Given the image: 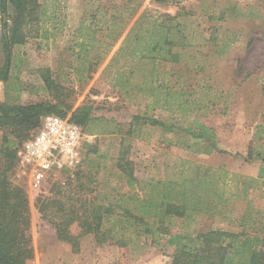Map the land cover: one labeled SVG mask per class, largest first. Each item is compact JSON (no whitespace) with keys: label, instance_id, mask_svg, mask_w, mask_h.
Segmentation results:
<instances>
[{"label":"trees","instance_id":"16d2710c","mask_svg":"<svg viewBox=\"0 0 264 264\" xmlns=\"http://www.w3.org/2000/svg\"><path fill=\"white\" fill-rule=\"evenodd\" d=\"M143 1H111L98 6L81 22L71 37L73 45L69 48L77 57L71 66L76 81L80 86L89 82L100 63L122 40L105 72L110 85L125 101L146 106L142 114L132 115L125 127L112 126L106 134L121 136L120 145L125 148L128 140L141 136L143 131L160 129L176 134L174 138L163 140L170 146L182 138L183 142L177 143L181 148L209 156L217 152V134L213 128L199 121L185 126L168 124L151 113L159 111L188 118L190 114L197 115L203 110L207 113L211 107L225 104L224 94L213 86L192 91L179 82L181 73L160 69L161 63L172 66L186 63L194 68L192 63H187V58L191 59L188 50L195 47L196 37L187 31L192 21L181 13L173 16L143 11L140 14ZM47 8L39 0H0L2 47L6 58L5 65L0 68V81L5 84L6 95V101L0 103V131L4 132L0 140V264H28L35 257L30 235L29 194L14 180L17 154L22 144L48 115L69 118L84 133L92 131L97 123L91 106L73 110L68 102L73 90L63 86L61 77H54L50 69L42 71L40 89L48 93L51 101L20 103L26 87L23 82L12 80L13 48L26 44L29 31L39 28L45 18L56 29L60 22L58 8L51 14ZM7 20H11V25ZM39 33L49 40L47 30L41 32L40 29ZM212 41L215 40L212 38ZM224 53V48L218 52L219 55ZM201 69L203 67L196 68ZM169 77L177 81L166 82ZM260 147H251L247 157L249 161L261 162L256 178L230 172L223 166H205L180 159L166 167L168 173L164 178L146 183L135 177L133 163L127 157L128 150L123 149L116 160V168L126 178L130 192L112 200L104 196L108 204H103L90 197L94 191L87 190L78 176L73 183L54 188L57 192L52 198L38 199L35 207L55 228L58 240L71 245L75 253L80 251L81 239L88 236H93L99 246L110 242L120 246L139 245L138 241L147 237L159 245L157 240L163 237L166 245L174 248L171 264H264V216L256 210L252 200L253 192L264 186V146ZM97 152L94 150L91 154ZM87 168L88 175L98 174L102 169L93 158ZM238 202L246 203L238 232L215 230L192 235L171 231L177 220L223 215ZM73 226L79 229V234L73 233Z\"/></svg>","mask_w":264,"mask_h":264},{"label":"rangeland","instance_id":"374dc122","mask_svg":"<svg viewBox=\"0 0 264 264\" xmlns=\"http://www.w3.org/2000/svg\"><path fill=\"white\" fill-rule=\"evenodd\" d=\"M111 1L118 2L40 0L42 5L48 7V14L58 8L60 22L55 29L52 23L43 19L39 28L34 27L29 31L26 44L13 48L12 80L23 82L26 87L21 95V104L51 101L48 93L40 89L43 86L42 71L50 69L54 77H61L60 83L63 86L73 90L68 99L73 110L91 106L97 120L92 126L93 130L84 133L83 161L78 168L55 172L39 192L29 189L18 158L14 180L27 189L31 203L30 235L35 257L29 264L172 263L174 248L167 246L163 237L157 240L159 245L153 244L152 238L147 237L139 240V245L131 243L120 246L110 242L99 246L93 236H88L81 239L80 251L75 253L71 245L58 240L55 228L41 217L35 207L38 199L52 198L57 192L54 188L73 183L78 176L81 178L79 182L85 184L87 190L94 191L90 197L101 200L103 204H108L104 196L112 200L130 192L126 178L116 168V160L123 149L128 150L127 157L133 163L134 175L142 183L164 178L168 173L166 167L180 159L205 166H223L230 172L247 177L256 178L259 173L261 162L255 159L249 161L247 157L251 147L261 149L260 146H264V0H144L141 5L140 14L143 11L173 16L181 13L184 18L192 21L187 31L195 34L196 42L195 47L188 50L191 59L187 58V63H192L195 69L186 63L178 66L161 63L160 69L168 72L173 69L181 73L179 82H183L192 91L199 92V87L213 86L224 94L226 103L211 107L207 113L203 110L197 115L190 114L188 118L170 116L159 111L152 112L151 116L165 120L168 124L179 123L185 126L199 121L213 128L217 134V152L209 156L181 148L178 144L183 142L182 138L178 139V144L170 146L163 140L174 138L176 134L164 133L160 129L143 131L141 136L128 140L125 148L120 145L121 136L106 134L112 126L125 127L129 118L142 114L146 106L125 101L109 83L105 69L119 50L122 40L100 63L93 78L82 86L76 81V75L71 69L77 57L73 56L69 48L73 45L71 37L81 22L95 12L98 6ZM12 15L10 10L9 16ZM7 22L11 25V20ZM2 26L0 14V68L6 63L2 47ZM40 29L41 32L48 31L49 40L42 38ZM223 48L225 53L219 55L218 52ZM198 67L203 69L196 70ZM170 79L172 82L177 81L169 77L166 82ZM5 101V84L0 81V103ZM3 134L0 131V140ZM256 137L261 139L256 140ZM94 150L98 152L92 155ZM91 158L101 164L102 169L98 174L88 175L87 166ZM252 200L256 210L264 216V186L253 192ZM245 209L246 203L238 202L231 205L223 215H200L188 221L177 220L171 231L192 235L215 230L238 232V224ZM72 231L75 235L79 234L76 226H73Z\"/></svg>","mask_w":264,"mask_h":264},{"label":"built area","instance_id":"2783aa9c","mask_svg":"<svg viewBox=\"0 0 264 264\" xmlns=\"http://www.w3.org/2000/svg\"><path fill=\"white\" fill-rule=\"evenodd\" d=\"M83 129L69 118L48 115L18 151L28 187L39 192L58 171L76 169L83 161Z\"/></svg>","mask_w":264,"mask_h":264},{"label":"crops","instance_id":"0c3cea01","mask_svg":"<svg viewBox=\"0 0 264 264\" xmlns=\"http://www.w3.org/2000/svg\"><path fill=\"white\" fill-rule=\"evenodd\" d=\"M40 1V0H39ZM41 3V2H40ZM68 24H69V22H68ZM1 83H3V82H1ZM29 264V263H28Z\"/></svg>","mask_w":264,"mask_h":264}]
</instances>
